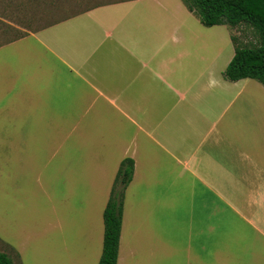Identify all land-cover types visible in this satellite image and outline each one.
Here are the masks:
<instances>
[{
	"label": "crops",
	"instance_id": "0c3cea01",
	"mask_svg": "<svg viewBox=\"0 0 264 264\" xmlns=\"http://www.w3.org/2000/svg\"><path fill=\"white\" fill-rule=\"evenodd\" d=\"M62 17L0 44V168L52 175L67 195L85 185L103 214L131 158L116 264H264V131L248 124L253 99H235L248 77L223 75L233 27L183 0Z\"/></svg>",
	"mask_w": 264,
	"mask_h": 264
},
{
	"label": "rangeland",
	"instance_id": "374dc122",
	"mask_svg": "<svg viewBox=\"0 0 264 264\" xmlns=\"http://www.w3.org/2000/svg\"><path fill=\"white\" fill-rule=\"evenodd\" d=\"M96 2L0 0V44ZM227 30L222 25L221 31ZM232 35L244 46L258 41L255 30L245 23L233 27ZM247 80L248 89L238 88L235 99H253L247 107L248 124L264 131V87L255 79ZM255 138L263 141L264 135ZM9 171L7 176L0 168V252L8 254L13 264H90L91 258L85 256L98 247L103 200L84 199L85 185H78L77 196L67 195L52 175L37 182L28 177L26 169Z\"/></svg>",
	"mask_w": 264,
	"mask_h": 264
},
{
	"label": "trees",
	"instance_id": "16d2710c",
	"mask_svg": "<svg viewBox=\"0 0 264 264\" xmlns=\"http://www.w3.org/2000/svg\"><path fill=\"white\" fill-rule=\"evenodd\" d=\"M183 3L205 26L227 24L235 27L245 23L255 30L258 41L252 46L240 45L236 37L231 36L235 53L223 75L233 81L246 77L253 78L264 86V0H183ZM49 23L48 21L43 26ZM7 41L9 40L5 42ZM132 173L133 160L123 159L117 169L102 214L104 233L102 251L97 264H116L124 190L132 178ZM0 264H13V260L8 254L0 252Z\"/></svg>",
	"mask_w": 264,
	"mask_h": 264
}]
</instances>
